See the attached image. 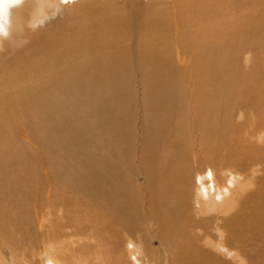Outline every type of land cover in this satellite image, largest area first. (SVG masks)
Wrapping results in <instances>:
<instances>
[{
  "label": "bare ground",
  "instance_id": "1",
  "mask_svg": "<svg viewBox=\"0 0 264 264\" xmlns=\"http://www.w3.org/2000/svg\"><path fill=\"white\" fill-rule=\"evenodd\" d=\"M130 1L0 0V13L3 17L2 22H0V37L7 36L10 40L7 48L0 53V197L6 193L14 197L21 196L25 201L30 199L34 206H38L34 201L40 198L42 202L45 201L48 207L50 195L46 186L43 184L41 186L37 180L22 182L24 181L23 172L30 170L29 164L32 158L28 156L34 153L31 148L37 141V136L38 138L39 136L44 139L47 138L46 142L44 141L45 144L51 142L56 145L55 149L50 152L51 155L69 153L77 159L80 157L93 159V151L91 153L90 150L93 149L95 142H98L100 148L106 146L115 152L119 145L123 147L130 138L132 131L128 129L127 118L132 110L131 105L133 106L137 99L134 97L136 92L135 81L139 76H143L151 82L148 89L151 94L150 96L145 94L147 106L145 108L151 112L149 114H154V119L158 122L159 138L160 140L163 139V142L160 143L167 142L169 139L165 137L172 136L169 123L175 113L174 109L177 110L178 101L183 99L182 104L178 103L180 110H178L173 121L179 126V133L173 137L175 138L174 141L177 146L185 142L187 149H190L191 142L195 147L201 148L199 150L200 156L199 153L198 156L196 155L197 161L206 166L205 169L211 177L209 186L204 185V187L202 184L201 188H206L205 191L209 196L216 194L217 197H220L219 203L208 201L206 208L203 205L202 197L198 203L199 208L203 210L202 212L200 210L201 213L207 214V208L210 210L215 207L218 208L217 215L219 216L216 217V229L218 233H221L223 239L210 247L213 250H219L223 255H225L224 249L227 247L229 257L231 256L236 264H264V179L262 186L256 185L258 186L256 190L253 188L250 194L247 193L249 195L247 199L253 200L252 197L255 198L256 203L253 207L248 208L246 206L247 209L245 207L246 201H244V207H240V211L237 210V213L229 219L231 221H228V224H225L224 221V226L221 222V225L218 224V221L223 219L222 217L229 216V211L235 208L236 199L233 196L245 195L249 188L257 183L250 179V176L257 172L256 169L252 168L251 165V168L248 166L252 172L251 175H248L245 173L246 170L242 168L245 161L253 160V165L255 161L261 162L264 159V117L263 121L259 120L255 124L257 118L252 121V124L244 120L247 119L246 116L253 114L252 108L249 107L252 106L253 97H255L254 99L259 97L257 92L260 85H264V0H168L167 4L163 3L166 10L157 5L156 0H152L141 7L129 4ZM21 2L24 3L19 7L18 4ZM213 56L216 57L214 65L205 67L204 61ZM240 62L247 65L253 63L250 73L243 70ZM182 80L183 82L192 80L191 89H188L186 84H181L186 87L187 93L178 88ZM203 80H208V86L202 88L200 92H196L193 85ZM215 93H221L224 96L215 98L209 107L201 108L202 100ZM140 99L142 98L140 97ZM89 101L95 109L93 118L88 115L89 106L85 107ZM242 115L244 119L238 123L236 120ZM236 117L238 118L236 119ZM180 122H184L186 125L180 124ZM24 130L27 132L24 133ZM29 132H33L34 140L30 139L32 142L28 139ZM149 134L151 136L153 131ZM151 140L148 139L147 141ZM153 145L155 146L156 143ZM144 149L148 148L144 147ZM150 149L149 153H152ZM123 150L125 151V149ZM173 150H177L178 153L184 151L181 145ZM100 151L102 157L105 154V157L110 155L102 149ZM216 151H219L220 157L216 155ZM78 152L81 154L78 155ZM111 152L112 155L114 151ZM117 152H119L118 149ZM208 152L214 157H211ZM178 153H174V155L179 158ZM122 156L123 154H120L119 158L113 157L115 160L118 159L120 162L121 159L123 162L124 156L123 158ZM159 156L161 159L162 156L160 154ZM105 157L102 158L103 160L101 157L99 159L103 162L112 159L107 157L104 160ZM159 158L157 159L160 161ZM56 159L59 161L60 158ZM172 159L173 156L170 157L171 161H173ZM218 159L221 160V162L219 161L220 174L224 177H216L215 175L214 161ZM260 162H257L258 165ZM63 163L65 164L64 161ZM93 164L92 166L95 168ZM97 164L101 168L104 165L100 166L101 163L99 164V162ZM18 165L19 167H17ZM119 165L113 166L114 169L116 170ZM155 165L157 164L154 163V169L156 168ZM125 167L127 168V166ZM239 170H245V172L241 174ZM111 171L113 177H108L105 172L92 176L86 170L84 173L88 176L91 175V179L100 187L98 189L100 193L93 191L86 196L84 192L76 191L78 188L84 190L80 176L76 177L74 171L72 172L70 168L65 167V172L70 176L71 181L76 182H69L68 186H71L77 195L84 197L93 204L95 200L92 202L91 197L96 196L100 198L103 204L109 202L113 207V213L107 214L109 211L104 209L100 215L89 216L93 218L91 220L88 218L89 226L94 228L93 230L99 229V232L103 231V228L105 229L103 227L105 224L110 229L117 214L120 215L117 220H123L125 218L123 216H126L127 213L124 206H119L117 195L112 193V187L110 186L109 191L107 190L109 185L116 180V172ZM56 176L64 182L66 181L65 173L59 169L56 170ZM38 187H40L41 192H39ZM68 194L70 195V193ZM85 205H88V202H85ZM42 208H44L43 205L36 210L34 221L21 220L18 222L19 225L17 223L12 225L13 229L18 227L17 232L11 228L13 235L14 232L20 234L25 231L27 235H40L38 237L41 239L47 236L51 239L44 241L40 250L31 247L30 251L32 250V252H29V256L22 253L19 257L21 259L20 264H106L107 258L104 254H108L110 258L114 252L116 247L114 244L118 241L116 233L113 243L104 242L102 246L101 243L99 245L95 243L98 245L97 247L90 244V238L89 242L82 239L80 233L75 239H71L70 230L65 233L71 241L63 242L60 240L56 243L52 241L53 231L60 235L62 230L58 228L55 230V227L54 230H51L50 223L52 222L48 221V217L45 215L47 209H45V214L37 215ZM135 210L137 209L135 208ZM81 212L82 209L75 216L76 218L79 217L80 225V219L83 218H81L83 216ZM63 218L66 221L71 220L69 216ZM136 218H133L131 224L129 219L125 222L127 231H133L134 220L140 221ZM64 219L61 220V223ZM2 220L5 223L4 217ZM146 221L150 223L148 220ZM61 223H58L59 227L65 231L69 229ZM174 224L177 223L174 222ZM185 226L187 225L185 224ZM82 227L83 230L78 232H85V226ZM157 227L155 226V228ZM7 230L8 227L0 226L1 234ZM148 231L143 232V234L148 236ZM130 232L127 233L130 234ZM129 234H126L128 236L126 243L136 239V236L133 237L135 239L129 238ZM217 239L212 240V243L216 242ZM230 241L234 242L237 247L231 245L229 247ZM238 244L244 247L245 255L243 254L244 251L238 248ZM73 245L75 246L74 251L69 250ZM123 245L125 246V243ZM247 245H257V247L259 245L261 247L256 262L250 259L252 252L245 248ZM8 246L13 247L7 241L0 242V253L1 251L4 253L3 258L0 256V264L18 262L16 254L15 259L13 257L16 252ZM20 246L25 249L24 244ZM132 246H134L133 249ZM135 247V242L128 245L131 251H134ZM67 248L70 255L64 250ZM103 249H105L104 252ZM77 250L90 252L88 256L84 255L83 252L80 253L79 257L73 256ZM217 250H214V253L198 250L192 254L184 250L182 251L183 254L179 256L181 259L179 258L178 264H191L192 259L200 258V256V259L204 258L209 264H222V262H218L219 253ZM123 251L126 250L123 249ZM242 257H244L243 260ZM127 258L126 256L125 259ZM68 260L74 263H69ZM120 260L115 258L110 260L109 264H122Z\"/></svg>",
  "mask_w": 264,
  "mask_h": 264
},
{
  "label": "rangeland",
  "instance_id": "2",
  "mask_svg": "<svg viewBox=\"0 0 264 264\" xmlns=\"http://www.w3.org/2000/svg\"><path fill=\"white\" fill-rule=\"evenodd\" d=\"M151 1L152 0H131L128 3L135 5L137 7H141L143 5L144 6L147 5ZM156 1H157V5H160L163 9L166 10V7L163 5V3L167 4L169 2L168 0H156ZM23 3L24 2L19 3L18 6L21 7L23 5ZM167 10H168V8H167ZM168 15L170 16L171 14H168ZM2 20H3V17H2V14L0 13V22H2ZM0 39H1V43H0V53H1L2 51H4L7 48V45L9 44L10 40H9V37H7V36H1ZM215 60H216V57L213 56V57H210L207 60H205L203 64L207 68L212 67L214 65ZM252 64L253 63H251V64L249 63L247 65L244 62H240L241 67L243 68V70L246 73H250V69H251ZM179 77L184 79L182 76H179ZM150 84H151V82H149L148 79L144 78L143 76H139V78L135 81V85H136L135 94L136 95L134 94V97L137 99H136V101H134V105L133 106L131 105V108L133 111L132 110L130 111V113L128 114V118H127L128 129L132 130L131 135L123 147H121V145H119V147L117 148L119 152H117V149H116L117 153L123 154V156H124L123 162L124 163L121 161V159H120L121 163L119 162L118 159L115 160V157L119 158L120 154L118 155L115 152V150H109L108 147L102 146L101 144L100 145L103 148H100L98 142L97 143L95 142L92 150L89 149L91 153L93 151V153H92L93 159L92 158L91 159H85V158L82 159L80 156H79L80 158L77 159L76 157L71 156L69 153L60 154L57 156L51 155L50 152L55 149L56 145H54L51 142L48 144H45L44 141L46 142L47 138L44 139L42 136H39V138L37 136V138H36L37 141L33 144L34 145L33 148H31L29 146L34 151V153L32 155L28 156V157L32 158L30 160L31 163L29 164L30 170L28 172H23L24 181H22V182L26 183L29 181L37 180L39 182V184H41V186H42V184L44 186H46V188L49 192V195H50L49 196L50 201H49V204L47 203L48 204V207H47V205L45 204V201L42 202L41 201L42 199L39 198V199L34 201L35 203H37L38 206H34L30 199L25 201L24 199H22L21 196H15L14 197V196H11V195L6 193V195L3 194L0 197V202H1L0 203V218H1L0 219V226L8 227V230L5 233H2V234L0 233V242L1 241H7L9 244H11L13 246V247L8 246V247L16 252L13 254V257L15 259V254H16V256L18 257L17 259H18L19 263L15 260L16 261L15 264H20L21 259L19 257L22 253H25L26 256H29V252H32V250L30 251L31 247H34L36 250H40L43 247L44 241L46 242L47 240L50 239L49 237L47 238V236H44V238L41 239L40 237H38L40 235H38V236H36V235L31 236L30 234L27 235V233L25 231L21 232L20 234H19V232L16 233L18 230V227L13 229V226H12V225H14V223H17L19 225L18 222L21 220H33L34 221L36 210L39 209V207L41 208L42 205L44 206V208H42V210H40L37 215L41 216L42 214H45L44 213L45 209H47L45 215L48 217V221L52 222V223H50L51 230L54 227H55L54 228L55 230H56V228L62 230V233L60 235L56 234L53 231L52 241H54L56 243H58L60 240L63 242L67 241V240L71 241L70 238L75 239V237L78 235V233H80V234H82V239H84L86 242H89V238H90V244H94L97 247L100 243H101V246L104 244V242L113 243L114 238H116L118 235V237H117L118 241H116V243L114 244V246H116L114 249V252H113L114 254L112 253L110 258H109L108 254H104L105 257L107 258L106 264H109L110 260L112 261L115 258H118L119 260L121 259L120 261L122 264H140V261H141V264L142 263H144V264H178L179 258L181 259V257H179V256L181 254H183L182 251H184V250L191 253V254L193 252L198 251V250L199 251H209L210 253H214V250H217V249L213 250L210 246L218 244L223 239V237L221 236V233L220 232L218 233L217 229H216V227H217L216 226V224H217L216 223L217 222L216 217L219 216V215H217L218 208L215 207L212 210L207 208L208 212H207V214H205V213H201L203 210H202V208H199L200 205H198L201 197L203 199V205L205 206V208H206V204L208 201H210V203H215V202L219 203V200H220L219 199L220 197L219 196L217 197L216 194L215 195L212 194L213 196H209V194L205 191L206 188H201L202 184H203L202 186H204V185L209 186L210 178H211L210 173L205 169L206 166H204L203 164L199 163V161H197L196 155L199 153L198 155L200 156L201 152H199V150H201V148H198V146L195 147L194 144L191 142L190 143V149H187L185 142H184V143L180 144L181 146H183V149H184L183 153L184 154L181 152L178 153L177 150L176 151L173 150L176 147L180 146V145L177 146V143L174 141L175 138H173L176 136V134L178 135V133H179V126H177V124L174 123L173 121H174V119L178 113V110H180L178 103L182 104L183 99L181 98L178 101L177 110L174 109L175 113L173 114L172 121L169 123L171 126L170 129H171V135L172 136L171 137H168V136L165 137L166 139H169V140L165 143H160L161 141L163 142V139L160 140V138H159L160 133L158 134V131H157L158 122L154 119V114L153 115L149 114L151 112H149L148 109L145 108V107H147L145 94H148L147 96H150V94H151V92L148 90L150 87ZM181 84L182 85L186 84L187 88L191 89L192 80H187L186 82H183V80H182L180 85H179L180 87L178 86V88L182 92H186V87H183ZM205 86H208V80H203L199 83L194 84L193 89L196 92H200L202 90V88H204ZM263 87H264L263 84L260 85L259 91L257 92V95L260 97V99H258L259 97L257 95H254L258 98L254 99L255 97H253L252 106L250 105V107H249V108H252L251 112H253V114L246 116L247 119H244L243 115L239 118L236 117V119L238 118V120H239V121L236 120L238 123H241L243 121L242 119L247 120L250 124H252V121L255 120L256 118H257V120L254 122V124L257 123L259 120L263 121V117H264V104H263L264 103V96H263L264 95L263 94L264 89H263ZM222 96H224V95L221 93L211 94L207 99L202 100V102L200 104L201 108L209 107V105L212 102H214L215 98L222 97ZM140 97L142 99H140ZM261 97H263V98H261ZM184 101H185V99H184ZM262 101H263V103H262ZM90 103H91V101H89L88 105H85V107L87 108L89 106L88 115L90 118H93L94 113H95V109L91 106ZM175 106H176V103H175ZM257 113H258V115H257ZM260 117H262V118H260ZM182 123H183V125H186L184 122H180V124H182ZM155 124H156V127H155ZM259 125H261V124H259ZM159 126H160V122H159ZM146 127H149V128H146ZM21 131H22V129H21ZM151 131H153V134H151V136H150L149 132H151ZM25 132H27V130H24V133ZM145 132H147V133H145ZM238 133H237V135H238ZM28 134H29L28 139L30 142H32L34 140V138L32 137L33 132H31V133L29 132ZM148 134L150 137L148 136ZM42 139H44V140H42ZM148 139H150V140L153 139V140L147 141ZM21 141L23 143L22 139H21ZM152 141H154V142H152ZM155 143H156V145L154 146L153 144H155ZM128 147H130V148H128ZM144 147L148 148V149L145 150ZM163 147L166 149V151L168 150L167 151L168 153L165 151V149L163 150ZM157 148H159L158 151H157ZM100 149H102V151L106 152L108 155L110 154L107 157L112 158V159H109V161L111 160L110 163L112 165L109 163L107 157H105L106 154L103 157H105L104 160L107 159L108 162L107 161L103 162L99 159V157H101V159L103 158L101 156ZM123 149H125V151ZM127 149H130V150H127ZM149 149L151 150L152 153H149ZM193 149H195V150L193 151ZM142 150H143V153H142ZM111 151H114L113 152L114 155L113 154L111 155V153H112ZM155 151H157V152H155ZM104 152L102 153V155L104 154ZM194 152H195V154H194ZM98 153L100 155L99 157H98ZM147 153H149L148 156H146ZM174 153H178L180 157L178 158V156L174 155ZM208 153L211 157L212 156L214 157L213 154H211L210 152H208ZM43 154L44 155L46 154V155L44 156ZM80 154L81 153L78 152V155H80ZM115 154H117L118 157ZM135 154H137V155L135 156ZM156 154H158V156H156ZM159 154L162 156V158H161L162 160L159 158L160 157ZM163 154H164V156H163ZM171 155L173 156V159H172L173 161L170 160V157H172ZM216 155L220 157L219 151H216ZM113 156H115V157H113ZM123 156H122V158H123ZM56 158H60L59 161ZM61 158H64V159L61 160ZM157 158H159L160 161ZM72 159H74V160H72ZM75 159H77V160H75ZM151 159H153V160L151 161ZM219 159L214 161L215 162V164H214L215 175H216V177L217 176L218 177H224L220 174L219 163L221 162V160H219ZM93 160L95 162L94 164H93ZM63 161L65 162V164L63 163ZM80 161H81V163H80ZM115 161H116V163H115ZM148 161H149V163H148ZM153 161L155 164H157V165H155L156 168L159 167L161 169H156V168L154 169L153 168L154 167ZM161 161H163V162H161ZM87 162H88V165H87ZM97 162H99V164L101 163L100 166L102 164H104V165H102V168L98 166ZM113 162H114V164H113ZM255 162H254L255 165L254 164L252 165L253 160H250V161L246 160L244 163V166L242 167L243 169L246 170V172H245V170H239V172L241 174H243V172H245L248 175H251L252 172L250 171V168L252 166V168H255L257 172L252 174L250 176V179H253V181H256L257 183H255L254 186L250 187L249 191L246 192L245 195L233 196L236 199V202L234 204L235 208L232 211H229L230 212V213H228L229 216L222 217V215H221V217L223 219L221 221H218L219 222L218 224H220V222L223 223L222 224L223 226H224V222H225V224H228L231 221V220L229 221V219L235 213H237V210L240 211V209H241L240 207H242V206L244 207V205H243V204H245L244 201H246L245 207L247 206L248 208H251L255 205L256 202L254 201V199H255L254 197H252L253 200H251L250 198L249 199H247V198L249 196L248 194H250L252 192L253 188L256 190L258 188V186L260 187V185L262 186L264 183V181H263V179H264L263 178L264 177V159L261 162L257 161V162H260L259 163L260 165H258V163L257 162L255 163ZM261 163H263V164H261ZM92 164L95 166V168L92 166ZM117 164H120V165L115 170L114 167ZM194 164H195V166H194ZM52 165H54V166H52ZM198 165H200V166H198ZM125 166H127V168ZM17 167H19V165ZM44 167H46V168H44ZM65 167L70 168V170L72 172L74 171L76 174V177L80 176V182H81L84 190L78 188V189H76V191L84 192V194L86 196L93 191L100 193V191L98 190L100 188L99 185L96 184L91 179L94 174H100L101 172H103V173L105 172V174L108 177H113L112 176L113 172L111 170L115 171L116 172V180L113 181L109 185L107 190L109 191V189L112 187V189H111L112 193L114 195L115 194L117 195L116 197H117V202H118L119 206L120 207L124 206L127 209L126 216H123L125 218L123 220H117V218L120 217V215L117 214L116 215L117 217L115 216L116 218L113 220V223H112L110 229L107 227V224H105V226H103V227H105V229L103 228V231L101 230L99 232V229L93 230L94 228L92 229L89 226V222H88V218H89V220H91L93 218L92 217L90 218L89 216L93 215V217H94L95 215H100L101 211H103L104 209H107L109 211L107 214L113 213V207L110 205L109 202H107V204H103L100 201L99 197H96V196L91 197L92 202H94V200H95V202L93 204L89 200L85 199L84 197L77 195L73 191L71 186H68V183L69 182L73 183L74 180L71 181V179L69 178L70 176L68 174H66ZM217 167H218V169H217ZM150 168H151L152 172L150 171ZM260 168H261V170H260ZM41 169H42V171H41ZM57 169H59V171L65 173V175H66V181L65 182L63 180H61V178L56 176V170ZM84 169L88 170L90 172V174H92V176L91 175L88 176L86 173H84L86 171ZM36 171H38L37 174H35ZM108 171L111 173L110 175H109ZM118 171L121 173H119ZM118 173H119V175H118ZM128 173L132 174L135 177H133L132 175H129ZM256 175H257V177H256ZM128 176H129V178H128ZM200 176H202V177H200ZM178 178H179V180H178ZM122 179H123V181H121ZM133 180H134V182H133ZM135 180H136V183H135ZM262 181H263V183H262ZM114 184L117 186H115ZM197 184H199V185H197ZM256 185H258V186H256ZM38 190H39V192H41L40 187H38ZM68 193H70V195ZM153 196H154V198H153ZM57 197H59V198H57ZM156 199L159 201H157ZM239 201H240V203H239ZM85 202H88V205H85ZM136 202H138V203H136ZM158 202H159V204H157ZM154 203L157 205H155ZM137 204H139V205H137ZM58 205H59V207H57ZM75 206H76V208H75ZM132 206H133V208H132ZM144 206H146L148 209L145 208ZM50 207H52V208H50ZM135 208L137 210H135ZM161 208H164V209H161ZM3 209H4V211H3ZM54 209H55V211H54ZM81 209H82L81 214L83 215V216H81V218L82 217L83 218L80 219V223H81V225H80L79 221H78L79 217L76 218L75 216L78 214V212ZM72 210H74L73 213H72ZM86 210H88V211H86ZM155 210H157V211H155ZM200 210H201V212H200ZM52 211H54V212H52ZM92 211H94V212H92ZM64 213H66V214H64ZM174 213H176V214H174ZM161 215H163V216H161ZM18 216H19V218H18ZM65 216L71 217L72 222H70L71 220L66 221L63 218ZM160 216H161V219L159 218ZM2 217H4L6 219V221H5L6 225H5V223H3ZM55 217H57V218H55ZM134 217H137L136 219L140 220V221L134 220L133 231H131V232L127 231L126 227H125V222L129 219L130 224H131ZM174 217H176V219H174ZM164 218H165V220H164ZM62 219H64V221L61 223ZM151 219H152V221H150ZM146 220H148L150 223H147ZM174 220H177V221L179 220L181 222H179V221L177 222ZM171 221L172 222L174 221L177 224H174V222L172 223ZM190 221H191V223H190ZM66 222H67V224H66ZM75 222H78V223H75ZM58 223L59 224L61 223L64 226L66 225V227H69V229H66V231H65L63 228L59 227ZM154 223H155V225H154ZM47 224L49 226V223H47ZM185 224L187 226H185ZM8 225H11V226H8ZM195 225H196V228H195ZM75 226H76V228H75ZM82 226H85V232H84L85 234L83 232H78L80 230H83ZM122 226H123V228L120 229ZM155 226L156 227L158 226L157 227L158 229L155 228ZM11 228L16 231V232L13 231L14 235L12 233ZM77 228H79V229L77 230ZM139 228H141V229H139ZM117 229H119V230H117ZM131 229H132V227H131ZM134 229H136V230H134ZM178 229H180V230H178ZM69 230H70V232H69ZM73 230H76V231H73ZM173 230H175V231H173ZM67 231L69 233H71V235H72V236L70 235V238L65 233ZM147 231L149 234H148V236H145L143 234V232L145 233ZM95 232H96V234H95ZM127 232H130V234ZM154 232H156V233L154 234ZM115 233H116V237L114 235ZM123 233H125V234H123ZM138 233H140V234H138ZM126 234H129V236H130L129 238H133L136 236L135 237L136 239L135 238H133V239H135L136 241L138 240L139 243L138 242L136 243L135 240H130L129 242L127 241V243H126V240H128V236ZM25 235H27V236H25ZM132 235H134V236H132ZM154 235H156V236H154ZM55 237H57V238H55ZM39 238H40V240H39ZM214 239H217V240H216V242L212 243V240H214ZM20 240H21V243H20ZM94 240H97V241L94 242ZM40 241H41V243H40ZM187 241H189V242H187ZM29 242H31V243L29 244ZM131 242H135V244H136L134 251L133 250L131 251L130 248H128V245ZM95 243L96 244L98 243V245H96ZM123 243H125V246L123 245ZM207 243H210V244H207ZM22 244H24L25 249L21 248L20 245H22ZM159 245H161V246H159ZM194 245H195V247H193ZM228 245H229V247H231V246L237 247V245L232 241H230V244H228ZM170 246L172 247V249H170L171 248ZM74 247L75 246L73 245L70 248L69 247L68 248H69V250L74 251V249H75ZM68 248L64 249V250L69 254L70 251L68 250ZM122 248L126 251H123ZM133 248H134V246H132V249ZM185 248H187V249H185ZM238 248L244 251V247H242L240 244H238ZM245 248L248 249L250 252H252V255H250V256L253 259L250 257L249 258L251 260H253V262H256V260L259 258V254H260L259 250H261V247L259 245H258V247H257V245H255V246L254 245H247ZM104 250L105 249H103L102 251L104 252ZM23 251H25V252H23ZM81 252H83L84 255L88 256L90 251H88V252L81 251ZM81 252L77 250L75 252L76 254L73 253V256L79 257ZM217 252L219 253L218 254L219 255L218 262H222V264H236L235 261L232 260L231 256L229 257V255H228L229 251H228L227 247H225V249H224L225 255H223V253L220 252L219 250H217ZM243 254L245 255V251L243 252ZM3 255H4V253L1 251V253H0L1 258H3ZM126 256L128 257L127 259H125ZM236 256L238 257V255H236ZM139 258H141V259H139ZM200 258H201V256H200ZM200 258L198 257V258L192 259L191 264H199V263L205 264L206 262H207L206 264H209V262L207 260H205L204 258H202V259H200ZM254 258H255V260H254ZM243 259H244V257H242V260ZM64 261H65V259H64ZM68 262L74 263V262H70V260H68Z\"/></svg>",
  "mask_w": 264,
  "mask_h": 264
},
{
  "label": "clouds",
  "instance_id": "3",
  "mask_svg": "<svg viewBox=\"0 0 264 264\" xmlns=\"http://www.w3.org/2000/svg\"><path fill=\"white\" fill-rule=\"evenodd\" d=\"M5 7H7V5H5Z\"/></svg>",
  "mask_w": 264,
  "mask_h": 264
}]
</instances>
